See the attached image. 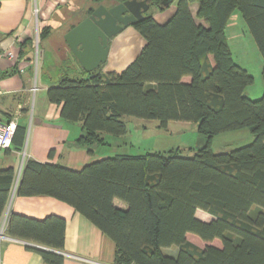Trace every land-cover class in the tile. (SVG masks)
I'll return each mask as SVG.
<instances>
[{
	"label": "trees",
	"instance_id": "obj_1",
	"mask_svg": "<svg viewBox=\"0 0 264 264\" xmlns=\"http://www.w3.org/2000/svg\"><path fill=\"white\" fill-rule=\"evenodd\" d=\"M91 1L80 22L106 0ZM174 1L153 0L152 7L165 10ZM194 3L202 24L191 12ZM176 6L164 24L148 12L133 25L146 45L123 72L106 74L102 65L87 73L71 52L81 73L63 61V75L47 96L61 107L63 120L82 125L77 143L90 153L110 145L107 136H126L127 117L158 121L160 130L172 122L196 124L206 144L192 157L181 156L179 148L117 154L80 171L29 159L17 193L73 207L114 242L115 264H264V95L255 101L246 96L254 78L235 62L225 35L239 10L264 60V0H178ZM50 36V27L41 30L39 44ZM243 129L253 143L214 152V137ZM26 135L18 125L12 147L23 149ZM15 179L13 168L0 170V220ZM198 210L213 220H200ZM66 229L59 216L36 220L13 213L5 233L54 249L33 247L48 264H63L57 252L64 249ZM190 235L208 245L200 247ZM170 248H177L176 256L164 252Z\"/></svg>",
	"mask_w": 264,
	"mask_h": 264
},
{
	"label": "crops",
	"instance_id": "obj_2",
	"mask_svg": "<svg viewBox=\"0 0 264 264\" xmlns=\"http://www.w3.org/2000/svg\"><path fill=\"white\" fill-rule=\"evenodd\" d=\"M90 1L0 0V51L12 50L17 55L14 61L0 60V89L3 91L0 98V122H8L17 117L18 125L27 129L23 149H0V170L13 168L16 173L7 209L0 220V229L13 213L36 220H44L53 215L65 219V245L58 252L65 259L63 264H90L83 259L100 264H115L116 246L70 205L48 196L21 197L17 189L25 163L29 159L80 171L86 165L106 157V153L100 148L103 145H96L93 153H90L89 148L77 143L83 133L82 125L63 120L61 107L49 102L47 96L48 89L57 85L62 77L63 61L68 59L71 63L72 73H81V67L74 60L64 36L72 24L80 22L85 16L84 11ZM177 1L165 10L156 7L152 12L155 20L160 24L166 23L174 15ZM197 11L198 5L192 4L191 12L196 22L202 24L204 22L196 18ZM49 27L51 36L40 45L39 33ZM145 45L146 40L139 31L129 26L110 42L108 61L102 66V72H123ZM48 50L62 55L57 62L61 72L59 80L49 75L48 71L53 66L49 64L50 60L46 61ZM34 88L37 89L36 92L33 91ZM247 92L248 89L245 91L246 95ZM172 123L191 125L188 122ZM170 124L167 129H170ZM115 205L126 208L118 200ZM199 211L201 210L197 211L196 216L200 220H213L209 214L210 218L202 219L198 216ZM4 235L0 239V264H48L34 248L55 252L54 249L39 244L10 238L5 232Z\"/></svg>",
	"mask_w": 264,
	"mask_h": 264
},
{
	"label": "rangeland",
	"instance_id": "obj_3",
	"mask_svg": "<svg viewBox=\"0 0 264 264\" xmlns=\"http://www.w3.org/2000/svg\"><path fill=\"white\" fill-rule=\"evenodd\" d=\"M104 3L110 5L115 3V0H106ZM91 5L92 2L90 1L87 8ZM151 9L152 13L157 8L154 6ZM225 35L235 62L246 69L254 78V83L247 87L246 96L254 101L260 100L264 95V60L239 10H236L229 19ZM46 56V61L50 60L49 64L53 66L48 71L50 77L55 76L54 78L58 79L61 72H59L57 62L62 55L57 51L48 50ZM126 120L127 135L122 137L109 136L107 141L110 145L100 147L102 152L106 153V157H113L117 154L165 152L175 148L181 150V156L192 157L193 151L201 149L206 144V138L198 133L197 126L193 123H190L191 125L171 123L170 129L160 130L158 121H146L134 117H127ZM254 140L255 137L248 129L222 133L213 138L212 149L215 153H225L249 145ZM198 213L202 219L210 218L204 211ZM188 239L200 247L208 245L195 235L188 236ZM214 245L220 246V243L214 242ZM164 252L167 255L176 256L178 250L177 248H170L165 249Z\"/></svg>",
	"mask_w": 264,
	"mask_h": 264
},
{
	"label": "water",
	"instance_id": "obj_4",
	"mask_svg": "<svg viewBox=\"0 0 264 264\" xmlns=\"http://www.w3.org/2000/svg\"><path fill=\"white\" fill-rule=\"evenodd\" d=\"M166 1L163 0V3ZM152 4L153 0H119L110 5L102 3L68 31L65 41L82 68L92 73L106 64L112 39L129 26L144 20Z\"/></svg>",
	"mask_w": 264,
	"mask_h": 264
},
{
	"label": "built area",
	"instance_id": "obj_5",
	"mask_svg": "<svg viewBox=\"0 0 264 264\" xmlns=\"http://www.w3.org/2000/svg\"><path fill=\"white\" fill-rule=\"evenodd\" d=\"M17 55L12 50L7 51H0V60L7 59L10 61L16 60ZM36 88L33 89L36 92ZM3 95V91L0 89V98ZM18 127V118L15 117L14 119L8 122H0V149H9L12 147L13 137ZM7 220H5L0 229V239L4 238V232L6 228ZM83 261L89 262L90 264H100L92 261H88L83 259Z\"/></svg>",
	"mask_w": 264,
	"mask_h": 264
},
{
	"label": "flooded vegetation",
	"instance_id": "obj_6",
	"mask_svg": "<svg viewBox=\"0 0 264 264\" xmlns=\"http://www.w3.org/2000/svg\"><path fill=\"white\" fill-rule=\"evenodd\" d=\"M106 4V3H105ZM114 4V3H113ZM146 16V15H145Z\"/></svg>",
	"mask_w": 264,
	"mask_h": 264
}]
</instances>
